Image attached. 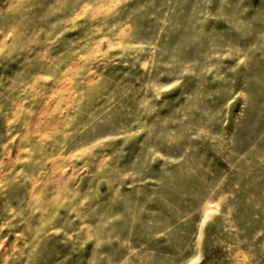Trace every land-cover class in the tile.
Returning a JSON list of instances; mask_svg holds the SVG:
<instances>
[{
  "label": "rangeland",
  "instance_id": "374dc122",
  "mask_svg": "<svg viewBox=\"0 0 264 264\" xmlns=\"http://www.w3.org/2000/svg\"><path fill=\"white\" fill-rule=\"evenodd\" d=\"M0 264H264V0H0Z\"/></svg>",
  "mask_w": 264,
  "mask_h": 264
}]
</instances>
